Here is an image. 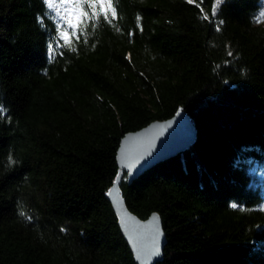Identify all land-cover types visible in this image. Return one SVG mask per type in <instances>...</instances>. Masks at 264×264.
I'll return each mask as SVG.
<instances>
[{"label":"trees","instance_id":"obj_1","mask_svg":"<svg viewBox=\"0 0 264 264\" xmlns=\"http://www.w3.org/2000/svg\"><path fill=\"white\" fill-rule=\"evenodd\" d=\"M72 1L75 36L63 0H0V264H136L117 149L178 109L194 143L120 182L156 264H264V0Z\"/></svg>","mask_w":264,"mask_h":264},{"label":"water","instance_id":"obj_2","mask_svg":"<svg viewBox=\"0 0 264 264\" xmlns=\"http://www.w3.org/2000/svg\"><path fill=\"white\" fill-rule=\"evenodd\" d=\"M196 135L194 120L178 109L173 116L153 120L138 130L127 132L120 140L116 153L118 174L107 198L136 264L159 262L166 237L157 212L141 219L129 210L120 189L122 171L127 172V181L132 182L150 167L188 148Z\"/></svg>","mask_w":264,"mask_h":264},{"label":"snow or ice","instance_id":"obj_3","mask_svg":"<svg viewBox=\"0 0 264 264\" xmlns=\"http://www.w3.org/2000/svg\"><path fill=\"white\" fill-rule=\"evenodd\" d=\"M45 2L48 3L49 0H45ZM89 8L92 10L91 16L94 19L98 18L100 13H103L104 18L108 19L107 13L109 10H111L112 12V18L114 19L116 17V12L115 9L112 8L111 0H108L107 4L104 3V0H99L98 9L94 3L89 4ZM88 15V12H84L80 8L78 3L74 4L71 8L66 11L64 18L66 19L68 26L72 29L71 36L76 35V29L79 25H81L82 23H86ZM262 15H264V13H262ZM61 37L65 40V43H71L70 36L67 32H62ZM233 207H235V205H233ZM21 215H23V213H21Z\"/></svg>","mask_w":264,"mask_h":264},{"label":"rangeland","instance_id":"obj_4","mask_svg":"<svg viewBox=\"0 0 264 264\" xmlns=\"http://www.w3.org/2000/svg\"><path fill=\"white\" fill-rule=\"evenodd\" d=\"M73 4V1L72 0H63V5L65 6V7H68V9H69V7H70V4ZM263 23H264V20H261Z\"/></svg>","mask_w":264,"mask_h":264}]
</instances>
